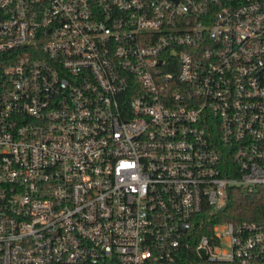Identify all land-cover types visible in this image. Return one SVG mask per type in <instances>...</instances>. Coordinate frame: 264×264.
Segmentation results:
<instances>
[{"label":"built area","instance_id":"obj_1","mask_svg":"<svg viewBox=\"0 0 264 264\" xmlns=\"http://www.w3.org/2000/svg\"><path fill=\"white\" fill-rule=\"evenodd\" d=\"M261 185L264 0H0V264H264Z\"/></svg>","mask_w":264,"mask_h":264},{"label":"trees","instance_id":"obj_2","mask_svg":"<svg viewBox=\"0 0 264 264\" xmlns=\"http://www.w3.org/2000/svg\"><path fill=\"white\" fill-rule=\"evenodd\" d=\"M241 222L244 220H264V185L249 191L234 186L229 190L226 205L212 216L210 223L219 221ZM208 231L205 225L198 235ZM197 235V236H198ZM197 236L193 242L197 241ZM177 264H197L188 253L184 252L177 258Z\"/></svg>","mask_w":264,"mask_h":264}]
</instances>
